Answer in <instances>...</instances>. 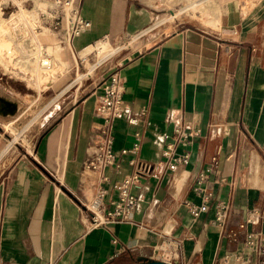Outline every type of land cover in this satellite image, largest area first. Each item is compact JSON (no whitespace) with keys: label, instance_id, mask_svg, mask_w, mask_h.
<instances>
[{"label":"crops","instance_id":"crops-1","mask_svg":"<svg viewBox=\"0 0 264 264\" xmlns=\"http://www.w3.org/2000/svg\"><path fill=\"white\" fill-rule=\"evenodd\" d=\"M200 1L205 7L192 14L203 11L206 18L195 24L178 19L184 10L173 19L161 17L173 13L175 0H72L90 27L69 39L61 14L60 25L47 31L59 57L55 78L98 41L115 46L99 61L105 65L87 81L84 95L61 107L32 150L16 153L2 168L0 264H134L139 257L236 264L235 255L247 253L241 240L220 236L213 221L219 199L230 200L232 226L264 202V0L244 9L238 0ZM113 71L123 82L124 108L112 119L117 165L104 170L105 208L117 197L114 183L131 172L134 155L120 149L129 148L136 134V156L158 163L173 120L182 122L189 137L177 150L188 151L189 161L131 185L139 198L129 221L92 225L84 205L101 181L84 167L100 138L101 81ZM0 87V103L8 95L21 103L30 97ZM15 113L0 111L4 132L13 120L3 119ZM216 151L218 165L205 181L212 197L193 216L185 201L202 202L193 186ZM257 228L264 231V222Z\"/></svg>","mask_w":264,"mask_h":264},{"label":"built area","instance_id":"built-area-1","mask_svg":"<svg viewBox=\"0 0 264 264\" xmlns=\"http://www.w3.org/2000/svg\"><path fill=\"white\" fill-rule=\"evenodd\" d=\"M19 1L26 2L27 0ZM52 2L55 5L52 11H68V15L65 13L64 18L65 23H69L70 25L67 33L69 39L90 27V21L78 14L77 9L72 4V0H52ZM52 18L53 27H58L61 23V14H54ZM199 18L196 17V19ZM41 56L45 57L43 54ZM101 84L102 91L98 95L96 103V111L102 116L100 138L96 141L95 150L84 167V169L96 172L101 181L92 200L84 205L87 217L92 225H105L108 222L115 221H129L139 198L137 194L131 191V185L145 177L162 176L166 170L174 171L189 161L188 151L183 150L179 152L177 150L179 145H185L188 142L189 137V132L182 122L173 120L172 134L170 138L168 135H165L164 145L161 149L163 159L158 163L140 159L136 156L141 142V136L136 134L129 148L123 147L120 149L121 154L130 151L134 155L130 159L131 172L123 177L121 181L114 183L117 197L111 202V206L105 208L104 198L108 193V185L105 186L104 183H106L108 176L104 170L106 167L117 165V155L113 149L111 129L112 119L121 115L124 108V86L121 76L116 71L107 74L101 81ZM128 121H135V118L129 117ZM217 165L218 152L216 151L211 156L208 165L198 173L193 186L194 191L201 195L202 202L196 204L192 201H185L187 210L193 216H198L202 211L207 209V204L212 197V193L207 190L205 181L208 173L216 168ZM90 203L91 206L89 205ZM215 206L216 211L213 222L218 227L220 236L232 241L241 240L242 245L247 249V253L235 255L236 264H264V231L257 228V225L264 222V202L260 207L250 208L243 220L235 226L230 225V200L219 199L216 201ZM249 225H251V228H248Z\"/></svg>","mask_w":264,"mask_h":264},{"label":"rangeland","instance_id":"rangeland-1","mask_svg":"<svg viewBox=\"0 0 264 264\" xmlns=\"http://www.w3.org/2000/svg\"><path fill=\"white\" fill-rule=\"evenodd\" d=\"M29 1L0 0V16L5 20L10 19L20 11L33 10L30 11L32 20L27 22L29 24L26 23L25 25L23 22L18 21V25H13V30L7 31L6 33L0 28V83L6 87V90L12 91L19 98H22L20 93L29 94L30 96L21 103L13 95H8L10 99L0 103V111L8 115L15 113L19 108L14 115L3 119L4 121L9 119L13 120V122L8 121L5 127L6 132H4V128L0 123V152L5 150L0 157V172L8 160L16 153L23 152L25 149L32 150L36 137L48 123L59 115L61 107H66L69 103L77 101L84 95L87 81L94 75L96 69H100L105 65L99 61L111 52L115 46L113 43L111 45L108 42L106 44V42L98 41L94 47L90 46L86 51L80 53L78 63L75 64L73 69L68 67L57 78H55L57 75L56 71L53 79L45 78L44 72L38 73L39 75L35 77L31 74L24 73L22 67L18 65L29 64L30 61L37 59L39 53L45 57L51 55L55 60L56 66H58L56 61H58L59 57L57 58L56 53L46 47V44L51 42L48 41L45 44L37 38L36 40L34 37L38 34L44 35L47 31L52 33L56 29L52 25V17L54 14L60 13L64 16L66 14L68 15V11H52L55 7L52 0H42L45 2L44 5H41L38 0H33L32 4ZM179 1L181 4H177L175 0V5H172L173 13L165 11L161 17L173 19L184 10L178 16V19L189 17L191 23L197 24L206 18V14L203 11H199L198 14H192V12L205 7L204 1ZM214 1L216 0L208 1L207 4H214ZM238 2L242 4V8L244 9L249 8L254 1L238 0ZM196 17L200 18L196 19ZM8 54H11V58L14 57L13 60L18 65L8 64L7 59L10 58ZM63 55L62 52L59 53L62 59H64ZM0 91H2L1 87ZM5 102L14 103V107L10 110L6 109ZM156 255H159V253H156Z\"/></svg>","mask_w":264,"mask_h":264},{"label":"bare ground","instance_id":"bare-ground-1","mask_svg":"<svg viewBox=\"0 0 264 264\" xmlns=\"http://www.w3.org/2000/svg\"><path fill=\"white\" fill-rule=\"evenodd\" d=\"M197 4V3H196ZM195 4V5H196ZM33 18V17H32ZM31 12L30 11H20L18 12L16 15L12 16L10 19L5 20L2 19L0 16V28L2 31H5V33L7 31H11L12 26L13 25H18V21L23 22L25 25L27 22L31 21ZM29 24V23H27ZM24 25V26H25ZM30 26V25H29ZM27 31V30H26ZM32 33V32H31ZM51 34V33H49ZM28 35V34H27ZM34 35V34H33ZM30 37V36H29ZM35 39L37 38L38 40H41L43 43L46 44V42L50 41V36L47 34H42V35H37L36 37H34ZM34 38H32L34 40ZM14 39V38H13ZM36 39V40H37ZM11 40V39H9ZM11 42V41H10ZM16 44V43H15ZM19 45V44H18ZM46 46L48 48H50L51 50H55L50 43H47ZM2 48V47H1ZM5 50V49H3ZM6 52V51H5ZM4 53V52H3ZM32 54V52H31ZM11 54H8V57H10ZM27 56V54H26ZM30 56V55H29ZM28 56V58H29ZM49 56V55H48ZM53 56V55H52ZM14 58V57H13ZM13 58H8L7 62L8 64H12V65H18L16 61L13 60ZM27 58V57H26ZM18 61V60H17ZM20 62V61H19ZM45 62V64H43ZM20 67H22V70L24 73L26 74H31L34 77L39 75L38 73L40 72H44V76L47 79H53L55 77L54 73L55 71L57 72V66L55 63L54 58L51 57V55L49 57H43L40 55L37 56V59L34 61H30L29 64L26 65H18ZM5 107L6 109L10 110L14 107V103L12 102H5ZM10 128H12L11 126H9ZM14 130V129H13ZM21 135V134H20ZM17 137V136H16ZM91 206V203L89 204ZM94 206V205H92ZM95 208V207H94Z\"/></svg>","mask_w":264,"mask_h":264},{"label":"water","instance_id":"water-1","mask_svg":"<svg viewBox=\"0 0 264 264\" xmlns=\"http://www.w3.org/2000/svg\"><path fill=\"white\" fill-rule=\"evenodd\" d=\"M134 264H176L162 259L157 258H142L139 257L138 261Z\"/></svg>","mask_w":264,"mask_h":264}]
</instances>
